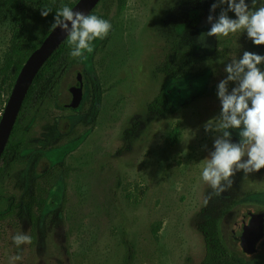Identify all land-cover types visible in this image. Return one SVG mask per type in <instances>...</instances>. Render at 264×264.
Here are the masks:
<instances>
[{"label":"rangeland","instance_id":"1","mask_svg":"<svg viewBox=\"0 0 264 264\" xmlns=\"http://www.w3.org/2000/svg\"><path fill=\"white\" fill-rule=\"evenodd\" d=\"M76 1L28 0L26 32L42 41L54 16L42 17L41 6ZM214 2L96 5L93 14L112 23L108 38L94 40L86 60L69 51L46 96L28 104L16 144L8 139L6 148L19 156L11 162L5 150L0 160V210L9 201L23 207L0 225V264H264V214L251 253L238 239L244 214L264 210V169L237 172L227 191L204 202L212 189L201 173L220 135L205 131L220 116L217 85L233 57L264 56V45L246 32L207 37L203 46L207 17L215 22L227 7L210 13ZM10 38L9 9L0 8V66ZM258 67L264 71V63ZM69 85L82 87L77 106ZM235 86L229 82V92ZM162 90L179 106L170 115L149 106ZM229 131L238 143L240 130ZM37 194L47 201L32 233L25 206ZM17 234L32 242L17 247Z\"/></svg>","mask_w":264,"mask_h":264},{"label":"clouds","instance_id":"2","mask_svg":"<svg viewBox=\"0 0 264 264\" xmlns=\"http://www.w3.org/2000/svg\"><path fill=\"white\" fill-rule=\"evenodd\" d=\"M223 5L227 7H221ZM251 5L249 7L245 0H216L209 11L215 12L218 7L221 11L215 22L211 14L207 17L211 27L199 37L203 46H208L207 37H227L237 32H246L253 45H264V0H251ZM50 12L51 9L43 8L40 14L47 17ZM228 12L234 13L236 18H230ZM57 27L67 32V43L71 48L69 55L86 60L85 53L93 52L92 42L104 39L112 25L96 15L74 12L63 6L54 16L52 28ZM262 63L264 56L245 51L242 58L237 60L233 57L225 66L227 76L217 85L220 116L205 124L206 132L220 133L214 139V150L209 153L201 173L203 181L212 189V193L205 198V204L212 195L220 196L227 191L237 172L250 174L264 169V71L258 67ZM229 82L236 83L230 92ZM230 129L240 130L238 143L231 142ZM12 239L17 247L32 242L26 234H17ZM12 259L20 260L21 257L14 256Z\"/></svg>","mask_w":264,"mask_h":264},{"label":"trees","instance_id":"3","mask_svg":"<svg viewBox=\"0 0 264 264\" xmlns=\"http://www.w3.org/2000/svg\"><path fill=\"white\" fill-rule=\"evenodd\" d=\"M28 0H1L0 8L4 11V8L9 9V18L11 20V38L9 49L4 55L3 62L0 66V117L4 109V105L7 101L11 88L14 84L15 78L20 71L24 61L28 55L40 44L41 41L35 40L31 37L25 30V20H24V6ZM101 1V0H100ZM216 0H213V2ZM63 6H68L69 8L72 4L65 3ZM55 5L52 6H41L43 8L51 9L49 14L55 16L56 12L61 9ZM88 15H95L91 11ZM104 15H98L99 18L105 20ZM112 25V23H111ZM52 28V27H51ZM47 30L44 36L50 31ZM112 30V27H111ZM108 35L104 38H108ZM68 36L59 44V46L52 52V54L46 59L43 65L40 67L36 73L32 83L29 86L26 96L22 102L20 111L17 115L15 124L9 136L10 145L13 146L18 141V136L21 132V127L25 123V119L30 114V108L28 104L30 102L36 101V96H46V92L52 86L54 71L61 69L63 65V60L69 53L71 48L68 43ZM173 76L179 77L180 73L176 72L172 74ZM151 109L155 110L157 113L162 115H170L179 109V106L169 97V95L164 91H160L152 103L149 105ZM68 133V132H67ZM13 149V147H12ZM12 149L6 148L5 155H10L9 160L13 162L16 159V155H13L10 151ZM4 150V151H5ZM4 151L1 155L0 160L5 156ZM19 156V154L17 155ZM49 176V175H47ZM44 181H49V177H45ZM40 194V193H39ZM37 194L32 197L30 201L27 202L25 208L27 211L28 219L30 220V226L32 233L36 232L39 217L44 214L43 208L46 204L47 197L40 196ZM48 195L49 192H45ZM36 206V207H35ZM22 204L19 201H9L7 206L0 210V225L2 222L15 220L22 212ZM212 254V252H210ZM144 264V263H140Z\"/></svg>","mask_w":264,"mask_h":264},{"label":"water","instance_id":"4","mask_svg":"<svg viewBox=\"0 0 264 264\" xmlns=\"http://www.w3.org/2000/svg\"><path fill=\"white\" fill-rule=\"evenodd\" d=\"M99 2L100 0H77L70 8L74 12L79 11L88 15ZM66 37V31L59 27L51 28L40 44L28 55L18 72L0 117V158L30 84L46 59ZM67 91L74 96V106H77L83 96L82 87L69 85ZM263 214L264 210L260 208L247 212L241 219L243 228L239 232L238 239L246 253L254 250L256 242L262 235Z\"/></svg>","mask_w":264,"mask_h":264},{"label":"flooded vegetation","instance_id":"5","mask_svg":"<svg viewBox=\"0 0 264 264\" xmlns=\"http://www.w3.org/2000/svg\"><path fill=\"white\" fill-rule=\"evenodd\" d=\"M82 81V77H81V75H79V82H81ZM76 108V107H75Z\"/></svg>","mask_w":264,"mask_h":264}]
</instances>
